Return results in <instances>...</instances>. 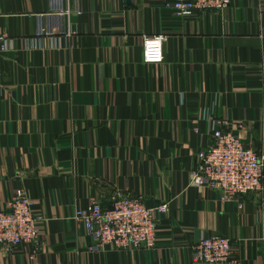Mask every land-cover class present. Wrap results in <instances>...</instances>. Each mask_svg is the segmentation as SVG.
Segmentation results:
<instances>
[{"label":"crops","instance_id":"crops-1","mask_svg":"<svg viewBox=\"0 0 264 264\" xmlns=\"http://www.w3.org/2000/svg\"><path fill=\"white\" fill-rule=\"evenodd\" d=\"M166 1L0 0L12 41L0 55V209L23 189L45 219L37 244L0 248V264H196L193 248L214 235L237 264H264V177L233 203L192 181L221 121L264 173V0L185 18ZM59 32L71 36L57 44ZM154 35L164 61L147 65ZM120 198L168 204L155 249L89 251L75 212Z\"/></svg>","mask_w":264,"mask_h":264},{"label":"built area","instance_id":"built-area-1","mask_svg":"<svg viewBox=\"0 0 264 264\" xmlns=\"http://www.w3.org/2000/svg\"><path fill=\"white\" fill-rule=\"evenodd\" d=\"M231 4L232 0H167L164 7L177 17L185 18L195 12H223ZM60 33L55 36L57 44H61L63 36H71ZM52 34L41 29L37 37ZM10 42L7 37H0V55L9 51ZM165 42L166 38L162 35L147 37L145 64L163 63ZM219 124L213 131V145L197 155L192 181L194 186L218 192L223 203H233L244 196L263 191V164L255 149L246 144L239 134L225 130V121ZM167 210L166 203L157 208H148L141 199L120 198L108 209L92 202L88 209L77 210L74 220L88 228L93 242L90 252L107 248L139 251L157 247L159 219ZM44 221L34 210L33 199L23 189H18L0 209V248L13 251L23 244H37ZM193 253L196 264H237L234 244L227 237H203L193 248ZM31 255L34 258L37 250Z\"/></svg>","mask_w":264,"mask_h":264}]
</instances>
